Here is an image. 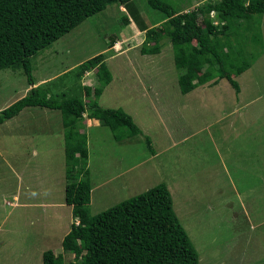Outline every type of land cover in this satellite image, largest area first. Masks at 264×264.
Masks as SVG:
<instances>
[{
    "label": "rangeland",
    "instance_id": "374dc122",
    "mask_svg": "<svg viewBox=\"0 0 264 264\" xmlns=\"http://www.w3.org/2000/svg\"><path fill=\"white\" fill-rule=\"evenodd\" d=\"M165 1L186 12L209 0ZM130 6L147 28L167 18L147 0ZM199 18L218 20L214 11ZM260 28L262 49L244 46L246 53L261 52L236 77L238 93L222 78L182 94L169 40L158 54H141L144 30L119 3L31 58L34 86L121 107L141 129L119 143L111 129L83 114L90 214L164 182L199 264H264V13ZM98 53L112 80L99 98L93 90L85 97L83 86H100L99 77L97 68L82 72L79 64ZM29 88L22 69H1L0 110ZM65 183L59 111L26 107L0 124V264H42L49 249L63 254V264L73 261L61 246L74 221Z\"/></svg>",
    "mask_w": 264,
    "mask_h": 264
},
{
    "label": "trees",
    "instance_id": "16d2710c",
    "mask_svg": "<svg viewBox=\"0 0 264 264\" xmlns=\"http://www.w3.org/2000/svg\"><path fill=\"white\" fill-rule=\"evenodd\" d=\"M133 0H0V70L20 68L30 88L0 110V124L26 107L57 110L61 115L64 152V202L71 207L74 221L61 240L63 252H71L70 264H199L196 248L173 208L171 193L164 182L100 211L90 214V169L87 134L80 131L83 114L112 130L113 139L135 136L141 129L121 107L85 103L81 96L52 95L48 88L34 86L31 58L70 32L85 19L119 3L129 9L139 29L144 30L141 54H158L163 39L171 44L173 61L179 70V91L186 94L206 83L225 78L240 91L236 77L251 66L261 50L245 52L250 43L262 49L261 17L264 0H209L182 12L165 0H147L166 19L147 28L130 6ZM216 12L217 22L201 15ZM128 23L129 20L125 18ZM103 54L79 64L81 71L97 68L100 86L85 85L99 98L112 74ZM201 71L198 72L197 69ZM61 96V97H60ZM150 151V140L146 138ZM42 264H63V254L43 252Z\"/></svg>",
    "mask_w": 264,
    "mask_h": 264
},
{
    "label": "crops",
    "instance_id": "0c3cea01",
    "mask_svg": "<svg viewBox=\"0 0 264 264\" xmlns=\"http://www.w3.org/2000/svg\"><path fill=\"white\" fill-rule=\"evenodd\" d=\"M93 119H94V118H93ZM94 120H96V119H94ZM97 121H98V120H97ZM132 137H133V136H132ZM132 137L125 138V140H124V141H128V139H130V140H131V138H132ZM115 141H116V140H115ZM118 142L120 143V142H122V141H118Z\"/></svg>",
    "mask_w": 264,
    "mask_h": 264
}]
</instances>
